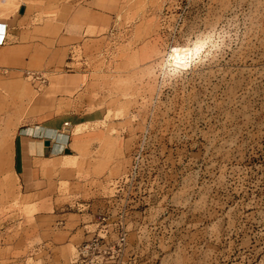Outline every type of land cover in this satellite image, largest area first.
I'll return each instance as SVG.
<instances>
[{"label":"rangeland","instance_id":"1","mask_svg":"<svg viewBox=\"0 0 264 264\" xmlns=\"http://www.w3.org/2000/svg\"><path fill=\"white\" fill-rule=\"evenodd\" d=\"M0 20L56 67L0 107L75 120L42 196L0 175V264H41L47 242L65 264L97 229L124 234L107 264H264V0H0ZM174 47L194 48L182 68Z\"/></svg>","mask_w":264,"mask_h":264},{"label":"crops","instance_id":"2","mask_svg":"<svg viewBox=\"0 0 264 264\" xmlns=\"http://www.w3.org/2000/svg\"><path fill=\"white\" fill-rule=\"evenodd\" d=\"M17 35L20 38L14 43H9L7 25L0 20V89L6 93L0 94V104L20 105L18 109L20 111L25 101L32 98L33 92L44 85L45 75L54 72L56 67L54 61L40 59L34 55L38 41L24 32ZM80 77L83 85L87 76L81 73ZM62 104L64 105L60 107L61 111L57 115L53 113L42 118L33 115L25 125L19 123V114L7 115L9 109L0 107V119L10 120L9 127L7 124L3 127L0 124V144L5 145L4 149H0V158L2 157L5 162V169L0 168V175L6 173L8 177H15L18 180L17 190L31 198L37 199L44 192L41 168L54 162L58 155L61 158L69 157L64 154L70 145L68 137L59 130L63 129V123L75 125L72 124L75 120L71 117L70 109L66 107L67 102ZM87 122L91 120H84L79 124ZM44 142L48 145L44 146ZM51 174L53 175V172ZM47 183L49 187V180ZM50 184L53 188L54 178L51 179ZM3 206H6V201ZM94 233H98V229L88 233L80 243L89 239ZM70 240L66 237L63 246H67ZM42 251L45 258L42 259L41 264H55V247L52 243L47 242Z\"/></svg>","mask_w":264,"mask_h":264},{"label":"built area","instance_id":"3","mask_svg":"<svg viewBox=\"0 0 264 264\" xmlns=\"http://www.w3.org/2000/svg\"><path fill=\"white\" fill-rule=\"evenodd\" d=\"M62 127H67V123H63ZM108 237L111 238L109 234L94 233L75 247L73 258L68 264H107L110 258L122 253L125 245L124 234L116 235L111 242Z\"/></svg>","mask_w":264,"mask_h":264},{"label":"bare ground","instance_id":"4","mask_svg":"<svg viewBox=\"0 0 264 264\" xmlns=\"http://www.w3.org/2000/svg\"><path fill=\"white\" fill-rule=\"evenodd\" d=\"M193 50H194V48H192V47H185V48L174 47V48H172L170 50L169 55H168V58L170 59V62H171L170 66L176 67V68L177 67L182 68V66L185 65L191 59ZM195 53H197V52H195ZM195 56H197V55H195Z\"/></svg>","mask_w":264,"mask_h":264},{"label":"water","instance_id":"5","mask_svg":"<svg viewBox=\"0 0 264 264\" xmlns=\"http://www.w3.org/2000/svg\"><path fill=\"white\" fill-rule=\"evenodd\" d=\"M43 145H44V146H47V145H48V143H47V142H44V143H43Z\"/></svg>","mask_w":264,"mask_h":264}]
</instances>
